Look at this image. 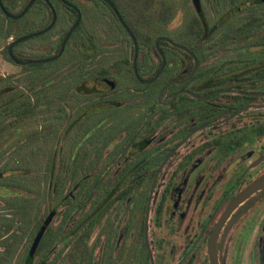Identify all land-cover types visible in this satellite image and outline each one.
<instances>
[{
    "label": "flooded vegetation",
    "instance_id": "obj_1",
    "mask_svg": "<svg viewBox=\"0 0 264 264\" xmlns=\"http://www.w3.org/2000/svg\"><path fill=\"white\" fill-rule=\"evenodd\" d=\"M58 1L64 14L56 12L48 31L50 8L47 24L36 27L29 18L36 2L13 19L28 16L7 46L10 62L45 70L50 78L48 66L63 65L84 16L83 8ZM92 1L95 20L112 31L96 30L98 43L93 39L83 46L92 50L85 54L91 70L67 59L66 68L76 70L79 80L63 89L66 128L62 138H55L45 170L43 208L36 205L34 176L18 161L28 146L24 138L13 139L15 148L5 154L15 158L17 167L0 166V264H213L212 259L216 264H264V188L232 205L264 175L259 19L229 25L240 8L231 5L233 0L223 1L227 14L211 22L197 16L204 30H217L208 39L192 35L196 43L187 45L161 36L149 55L150 39L142 32L151 20L147 9L136 8L139 21L131 25L111 2L131 35L105 0ZM194 4L199 14V0ZM60 19L69 28L57 48L52 42L24 45L52 34ZM250 22V33L239 30ZM22 38L13 47L15 58L37 62L22 65L11 59L10 45ZM160 38L172 43L156 45ZM116 51L119 55H112ZM44 60L49 61L39 62Z\"/></svg>",
    "mask_w": 264,
    "mask_h": 264
},
{
    "label": "rangeland",
    "instance_id": "obj_2",
    "mask_svg": "<svg viewBox=\"0 0 264 264\" xmlns=\"http://www.w3.org/2000/svg\"><path fill=\"white\" fill-rule=\"evenodd\" d=\"M30 1L31 0H12L11 2H6L5 4L12 14H18ZM48 1L49 4L44 2L47 4V6H45L42 1H38L33 5L34 10L30 12L29 18L32 21L36 20V27H40L49 22L50 17L48 12L50 6H52L55 13L57 12L61 16L64 14L62 5L58 0ZM68 1L74 3L80 8H83L84 19L81 32L71 41V44L74 46V48H69L67 59L73 60L74 62H77V64H81L83 62L82 64L84 70H91L90 67L93 66V63L88 61L85 54L92 53V50L86 51L83 46H86L88 42H91L90 44L92 45L93 39H95V43L97 44L98 42L95 38L96 36L93 35H95V33H98L99 35L100 33L102 34L104 32L108 33L112 31V29L110 26H107V23L101 21L100 24H98V22L95 20L96 15L93 13L91 8L95 7L96 4H94L92 0ZM223 1L228 2V0H219V3L214 5V0H199L200 11L198 14L194 0H144L142 7L147 9V12L151 18V21L148 23L145 29H142L143 34H146L150 39V42H148L149 55L152 53L154 41L161 36H168L174 41L184 42L187 45L195 44L196 39L194 38L196 37L193 38L192 35L186 34L191 19L195 16H201L202 19L205 17L206 20L208 18L211 22L214 20L215 15L219 18L221 14H227L228 8H226V2L224 3ZM243 2L245 4L247 3V6L245 8L240 7L238 14L230 18L229 25L236 26L248 21L251 18H258V33L259 40H261L262 36H264V4L254 5L252 0H243ZM99 6H101V4ZM27 18L28 16L20 20L9 19L0 11V75L6 76V82L2 83L0 89H6L9 91L0 97V108L8 104L11 99L16 100L25 95H27L25 96V101L28 100L29 96L36 95L39 97V99H45V102L46 96H48V98L50 96L49 101L47 102V104H49L44 106L42 105L41 108L43 111L36 119L33 115L23 119L19 115L21 112L17 111V117L21 119H19L14 125L11 131L12 134L8 131L3 132L5 138L0 140V143L2 145L4 141L9 142L11 139L16 141L18 137L24 138L21 139L23 141H27L28 146L26 147V152L20 156L18 161L21 168H23L25 171L30 170L32 176H34L32 179L37 183L36 197L39 200V203H36V205L39 207V209H42L44 204L43 201L47 198L46 188L48 175L46 174L45 170L49 166L51 160L50 157L56 149L55 138H62V133L66 128V123L64 121V99L66 95L63 89L65 87L76 86L78 84L79 78L76 77V70L71 69V66L66 68V66L69 65L66 58L61 62L63 65L59 64L57 66H48V68L46 67L48 74L51 73L53 76L51 78L45 75V70H33L30 67H21L14 64L13 62H10V60L6 57L7 46L14 40L16 26L21 24L26 25ZM40 19H42V21H40ZM26 27L32 28L33 26L30 22H28ZM68 28L69 25L64 22L63 19H60L52 34L41 38H33L26 41L24 45L39 46L42 44L48 45L52 42V49L57 48L63 38V34ZM98 29L100 33L96 31ZM207 29L204 30V35L201 37L202 41L208 39L213 32H217L214 26L210 30ZM9 31L12 32V37H9ZM110 37V41L114 40L115 38L114 35H110ZM254 38L258 37L255 36ZM119 53L120 52L116 51L112 55H119ZM88 65L90 67H88ZM66 72L68 73L66 74ZM38 89H40V91ZM69 104L72 106L74 101L69 102ZM74 129L72 130L71 135H74ZM39 138L48 139L45 141V139L41 140ZM13 148H15V145L11 147V150ZM32 152H36V154H33ZM30 156H33V159H30ZM7 160L8 158H6L4 162ZM14 163H16L15 160H13L11 166H13ZM18 170L23 176L22 171L20 169ZM1 193H5L3 194L5 196L8 192L4 191ZM3 198L0 197V199Z\"/></svg>",
    "mask_w": 264,
    "mask_h": 264
},
{
    "label": "trees",
    "instance_id": "obj_3",
    "mask_svg": "<svg viewBox=\"0 0 264 264\" xmlns=\"http://www.w3.org/2000/svg\"><path fill=\"white\" fill-rule=\"evenodd\" d=\"M2 1H3V5L7 9V11H9V9L5 3L11 2L12 0H2ZM109 1L112 2L121 11L122 15L124 16V18L126 19V21L128 23H131V25H133L134 22H136V21H134L135 18H138L137 22L139 21L140 13H139V11L136 10V8L142 7V3L144 0H109ZM233 1L234 2L231 4L233 7L240 8V7H246L247 6V3L245 4L243 2V0H233ZM246 1H248V0H246ZM252 2L253 3H256V2L261 3V0H252ZM42 3L45 4L43 1H42ZM45 6H47V4H45ZM0 11H1V9H0ZM1 13H2V11H1ZM254 19L256 20L257 18H254ZM150 21L151 20L148 19V23ZM239 30L243 31V32L250 33L252 31V22L247 23L246 25H244V27L239 28ZM0 31H1V26H0ZM203 33H204V29L201 25V22L196 17L194 19V21L192 22V26H190V28L187 29L186 34L187 35H194V37H196V39H200L204 35ZM9 37H12V32H10V31H9ZM263 39H264V36H262L261 40H263ZM261 45H264V44H261ZM6 57L8 59H10L8 57L7 51H6ZM37 67H40V66H37ZM4 82H6V76L0 75V86ZM7 92H9V91L6 89H0V97L5 95ZM25 96H27V95H25ZM25 96H22L21 98L16 99V100L11 99V101H9L8 104H6L5 106L0 108V140L5 138L3 132L8 131L11 133L16 122L19 119H21V118L17 117V111L21 112L19 115L23 119L28 117V116H32V115L37 116L42 111L41 106L45 104V99H41V98L39 99V97L35 95V96H29L28 100L25 101ZM13 145H15V142H13L12 139L9 142L4 141L2 145L0 143V164L3 162L0 166H2L4 168L12 167L11 163H13V160L15 158L14 159L9 158L5 163H4V160L6 159L5 154L9 151H12L11 147ZM25 149H26V144L23 146L22 151H24ZM13 167H17V163H14ZM3 173L5 174L6 172L3 171ZM12 174H13V171L11 172V175ZM20 176H22V175H20ZM6 181L10 182L11 177L9 179H7Z\"/></svg>",
    "mask_w": 264,
    "mask_h": 264
},
{
    "label": "water",
    "instance_id": "obj_4",
    "mask_svg": "<svg viewBox=\"0 0 264 264\" xmlns=\"http://www.w3.org/2000/svg\"><path fill=\"white\" fill-rule=\"evenodd\" d=\"M37 1H39V0H31L28 4H27V6L25 7V9L20 13V14H18V15H14V14H12V13H10L9 11H7V9L5 8V6L3 5V1L2 0H0V8L2 9V11H3V13L5 14V16L6 17H8V18H10V19H19V18H21V17H23L26 13H27V11L29 10V8L33 5V3H35V2H37ZM42 1H45L47 4H49V1L48 0H42ZM114 10H115V12H116V14H117V16L119 17V19H120V22L123 24V26L129 31V29H128V27H127V25L125 24V22L123 21V19L121 18V16H120V14H119V12H118V10L115 8V6L109 1V0H105ZM196 1V3H198V0H195ZM69 6H71V7H75V6H73L72 4H69V3H67ZM50 8H51V11L53 12V21H52V23H51V25L45 30V31H48V30H50L54 25H55V23H56V13H55V11H54V9L52 8V6H50ZM80 14V13H79ZM80 22V18L78 19V21L73 25V27L71 28V30L69 31V33L67 34V36L65 37V39H64V41H63V45H62V48H61V50H60V52H59V54H58V56L57 57H59L62 53H63V51H64V48H65V45H66V43H67V41H68V39H69V37H70V35H71V33L74 31V29L77 27V25H78V23ZM129 33L132 35V33H131V31H129ZM27 38V37H26ZM26 38H22V39H18V40H16L15 42H13L11 45H10V47H9V55H10V57H11V59L14 61V62H16V63H20V64H22V65H28V64H31V63H33V62H37V61H26V62H19L16 58H15V56H14V54H13V47H14V45L15 44H17V43H19V42H21L23 39H26ZM161 40H164V41H168V42H170V43H172L169 39H167V38H160V39H158L157 40V42H156V45H158L159 44V42L161 41ZM56 58V57H55ZM54 58V59H55ZM45 61H49V60H44V61H39L40 63L41 62H45ZM162 69V68H161ZM264 188V175L263 176H261L258 180H256L248 189H246L241 195H239L237 198H236V200L234 201V203L232 204L233 206H235V205H237V204H239L242 200H244L245 198H247L248 196H250V195H252L253 193H256L258 190H261V189H263ZM212 255V257H213V254H211ZM212 263L213 264H216L215 262H214V260L212 259Z\"/></svg>",
    "mask_w": 264,
    "mask_h": 264
}]
</instances>
